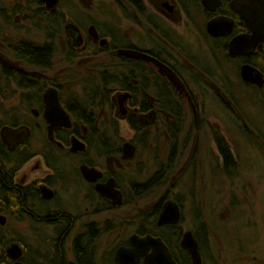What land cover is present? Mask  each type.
<instances>
[{"label": "flooded vegetation", "instance_id": "1", "mask_svg": "<svg viewBox=\"0 0 264 264\" xmlns=\"http://www.w3.org/2000/svg\"><path fill=\"white\" fill-rule=\"evenodd\" d=\"M251 1L110 0L113 12L103 30L86 18L78 19L83 25L66 22L63 31L67 44L66 62L74 63L75 60H72L79 59V52L87 56L92 53L109 58L107 64L84 78L90 81L85 91L80 85L82 96L77 93L68 100L63 99L61 82L38 71L51 68L55 54V46L51 41H33L48 48L47 58L35 64H30L19 55L17 44L26 39L10 40L7 45L0 43V47L7 46L8 51L17 58L15 62L0 52V80L7 82V89L0 88V97L3 95L5 99L8 98L5 92L13 84L22 92L19 99L25 106V110L18 109L20 112L13 113L10 123L5 124L0 120V264L17 262L8 254V249L14 244L22 249L19 262L28 264L21 244L12 243L6 248L2 247L4 240L1 229L8 216L17 222L27 219L52 227L56 231V240H61L76 225L78 218L66 212L65 206L59 203L57 188L62 184L75 182L79 186H86V194H90L94 205V215L124 207L128 202L120 184L119 172L136 158V163L140 162L142 149L151 142L152 135L157 140L171 139L169 155L165 160L158 158L157 154L152 156L158 168L147 181L140 183L130 180L133 194L142 196L149 189L163 184L175 169H180V161L175 158L177 142L172 139L176 135L175 131H178L176 119L180 120L182 114L179 105L182 94L191 101V90L188 88L191 86V69L195 67L191 61V31H201L210 43L212 54L224 55L228 60L240 64V69L243 65H250L259 71L262 85L254 86L264 87V69L258 62L260 59L264 61V43H259L249 54L230 55V45L235 38L245 36L248 39L251 36L240 13L253 3ZM37 2L40 4L39 11L43 10L46 19L53 17V9L48 12L45 1ZM255 3L258 9L264 7V0H255ZM57 17H61L62 22V15ZM58 21V18L50 19V29L43 28V32H59ZM212 32L216 35H212ZM51 35L53 33L47 39L52 38ZM250 60L257 62V65L248 62ZM180 88H184L185 92L181 93ZM214 90L218 96H222L217 87ZM48 92L57 95L61 109L69 118V126L60 122L61 125L50 129L45 118ZM99 107H102L100 114L97 113ZM105 107L111 112L107 121L103 120ZM115 111L125 118L134 133L132 140L122 144L117 141V136L114 138L115 133H118L112 127L116 122ZM4 128L14 131L12 136L3 135ZM111 130L113 135H110ZM34 136L45 138V141L36 146L32 142ZM217 146L223 157L222 148ZM92 151L104 159L103 165L89 158ZM62 153L69 156L71 161L77 160L72 161L66 171ZM65 161L64 165L67 166L68 160ZM222 161L223 171L229 174L234 167L233 160L228 162L223 157ZM187 163L188 167L191 166V159ZM8 182L10 186L5 187ZM3 194H14V200L5 202ZM117 199L121 203L117 204ZM168 203L178 206L179 221L160 225V217ZM182 219V206L178 200L157 203L142 217L138 230L118 246L109 264H118L116 252L120 248H131L132 236L159 239L175 264H191L189 251L181 245L183 235L191 230L182 234L179 228ZM82 228L73 240L74 261H67L57 244L54 255L47 261L46 255L44 260L48 264H98L95 242L100 228L95 222L85 223ZM76 241L80 246H92V253L77 254ZM198 246L201 254L199 242ZM151 253L152 250H148L146 254H140L135 264H148Z\"/></svg>", "mask_w": 264, "mask_h": 264}, {"label": "rangeland", "instance_id": "2", "mask_svg": "<svg viewBox=\"0 0 264 264\" xmlns=\"http://www.w3.org/2000/svg\"><path fill=\"white\" fill-rule=\"evenodd\" d=\"M16 1L12 0V3ZM12 3L0 2V43L7 45V41L18 39L39 43L51 41L55 46L51 68L38 71L63 84L64 100L73 98L77 93L82 96L80 85L84 90L90 81L84 78L107 64L109 58L79 52V59L72 60H75L74 63L66 62L64 26L68 21L83 25L78 22L81 17L97 23L103 30L113 12L110 0H60L55 9L51 8L53 17L47 19L41 16L43 10L38 12L41 15H14ZM29 7L37 10L40 5ZM51 9L47 8L48 12ZM60 15L62 22L61 17H57ZM57 18L59 32H43V28L50 29L49 20ZM52 33L53 37L47 39ZM5 45L0 47V52L16 62L17 58ZM191 61L195 66L191 69V86L188 88L191 90V101L182 94L179 103L182 114L180 120L176 119L178 131L172 139L177 142L175 158L180 161V169H175L163 184L149 189L142 196L133 194L130 180L147 181L157 170L158 163L152 156L157 154L158 158L165 160L169 155L171 139L157 140L152 135L151 142L142 149L140 162L136 163V158L119 172L120 184L128 202L124 207L94 215V205L90 194H86V186L67 182L57 188L59 203L65 206L66 212L78 218L76 225L61 240H56V231L52 227L27 219L17 222L7 215V222L1 229L2 247L19 243L25 249L26 263L48 264L46 261L54 255L57 244L65 259L72 262L74 238L85 223L95 222L100 228L95 242L96 261L98 264H109L115 250L138 230V223L151 207L166 200H178L183 211L179 228L182 234L191 230L199 235L203 264H264V87L245 83L240 77V64L224 55L212 54L210 43L201 31H191ZM5 83L0 80L2 90L7 89ZM214 87L220 90L222 96L217 95ZM9 89L5 92L8 98L0 97V120L5 124L11 122L13 113L20 112L18 109L25 110L19 99L22 92L13 84ZM180 89L181 93L185 92L184 88ZM101 110L102 107H99L97 113L100 114ZM110 115L109 108L105 107L103 120L107 121ZM114 117L116 122L112 127L118 132L114 138L117 136L121 144L132 140L134 133L125 118L116 111ZM110 135H113V130ZM217 137L233 157L234 167L229 174L223 171V157L215 140ZM44 141L45 138L40 136H34L32 140L36 146ZM61 157L65 171L71 167L72 161H77L76 158L71 161L64 153ZM89 158L104 164V159L93 151ZM66 159L69 161L67 166L64 165ZM188 159H191L189 167Z\"/></svg>", "mask_w": 264, "mask_h": 264}, {"label": "water", "instance_id": "3", "mask_svg": "<svg viewBox=\"0 0 264 264\" xmlns=\"http://www.w3.org/2000/svg\"><path fill=\"white\" fill-rule=\"evenodd\" d=\"M43 1L46 2V6L49 9L54 8L58 2V0ZM251 2L253 3L248 7H244V10L240 12L243 20L246 23V27L251 31V36L248 39L245 38V36L235 38L230 45L231 56H235L239 53L249 54L259 43H264V7L262 9H258V7L255 5V0ZM211 34L216 35L214 32H212ZM240 75L242 80L247 84L257 86L262 85L263 79L261 74L250 65H243L240 69ZM48 93L50 97L46 95L45 102L47 104V110L45 112V118L50 124V129L61 125L62 122L66 123V125L69 126V118L61 109L57 95L52 92ZM2 132L5 136H7L8 134L9 136H12V134L14 133V131L8 128H4ZM127 145L128 144H126L125 146V150L127 148ZM116 195L118 196V194ZM118 203H121L119 199H117V204ZM165 207V212L162 213L159 224L162 225L165 223L178 222V206L174 203H168ZM130 242L131 248H120L117 250L116 261L118 264H135L138 256L140 254H146L148 250H152V253L150 254L148 259V264H175L164 244L159 239L152 237L141 238L138 236H132ZM181 245L183 248L189 251L191 264H202V257L199 251L198 242L192 232H187L183 235ZM8 254L13 260L17 261L15 264H23L19 262L22 256V249L19 245H12L8 249Z\"/></svg>", "mask_w": 264, "mask_h": 264}, {"label": "trees", "instance_id": "4", "mask_svg": "<svg viewBox=\"0 0 264 264\" xmlns=\"http://www.w3.org/2000/svg\"><path fill=\"white\" fill-rule=\"evenodd\" d=\"M3 1L12 3V0H0V2H3ZM10 5H11V9H12V14H14V15L20 14L21 16H23L24 14L30 13L33 16H35V13L39 14L38 12H40L39 7L36 8L37 10H31L32 8L29 7L31 5L39 6L40 4L37 2V0L36 1L35 0H22V2L17 0L16 2H14ZM41 14H39V15H41L42 17H44V19H46L45 13L43 12ZM2 15H3V17H5L3 12H2ZM17 46L19 48L18 49L19 55L21 57H23L26 61H28L30 64H35L36 62L41 63V62H43V60H45L47 58V55H48L47 49L48 48L45 46H41V45H39L33 41L22 40V41L18 42ZM248 62H251L254 65H257V62L254 63V61H252V60H250ZM258 62L261 64L263 63V65H264L263 60L260 59V60H258ZM263 65L261 68H263ZM215 140H216V143L219 145V147H221L223 150V157L228 162L231 161L232 156H231L230 152L227 150V148L224 146L222 141L218 137ZM8 186H10L9 182L7 183V185L5 187H8ZM3 196H4V201L7 203L14 200V194H3ZM194 235L197 238V240L201 246V241L199 240V235H197L195 232H194ZM92 250H93V247L90 245L80 246L78 241L75 242V251L77 254H80V253L91 254Z\"/></svg>", "mask_w": 264, "mask_h": 264}]
</instances>
